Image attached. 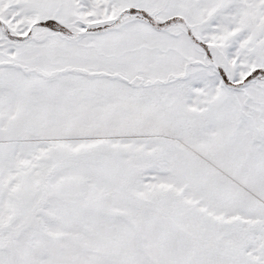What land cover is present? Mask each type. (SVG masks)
<instances>
[{
	"label": "snow or ice",
	"instance_id": "1",
	"mask_svg": "<svg viewBox=\"0 0 264 264\" xmlns=\"http://www.w3.org/2000/svg\"><path fill=\"white\" fill-rule=\"evenodd\" d=\"M0 264H264V0H0Z\"/></svg>",
	"mask_w": 264,
	"mask_h": 264
}]
</instances>
